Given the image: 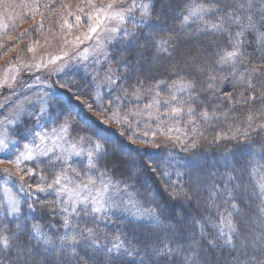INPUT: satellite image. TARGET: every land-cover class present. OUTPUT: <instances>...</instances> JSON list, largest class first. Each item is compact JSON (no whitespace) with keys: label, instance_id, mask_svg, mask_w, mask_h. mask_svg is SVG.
Segmentation results:
<instances>
[{"label":"trees","instance_id":"1","mask_svg":"<svg viewBox=\"0 0 264 264\" xmlns=\"http://www.w3.org/2000/svg\"><path fill=\"white\" fill-rule=\"evenodd\" d=\"M31 1L0 0L2 5L0 7V64H4L2 59L5 54H12L22 39L28 38L31 44L36 43L40 35L46 32L51 20L54 21L58 17L57 12L62 11L72 0H37V4L29 6ZM229 2H234V0H219L222 6ZM194 3L210 4L212 0H173L171 5L166 6L164 12L161 11V0L151 1L153 25L156 27L155 22L160 20L164 27V31L160 34L165 37L171 35L177 49L181 53H190V57L180 55L169 60H160L156 57L159 62H154L153 57L156 54L151 49V45L146 43L150 39L149 33L152 30L145 28L136 33L127 48L121 52L119 51L121 49L116 50L120 61L126 64L119 73L121 91L127 92L132 101L139 90L141 98L137 102L138 105L134 106L110 103L112 108L121 109L123 112L129 109L142 111L148 108L146 105L150 104L152 97L155 96V92H146L144 89L151 88L157 80L164 79L168 85L180 77L193 80L196 83L195 93L191 97L188 92L183 93L177 97L176 101H172L171 105L163 103L164 100L169 99L170 91L169 87L161 85V104L153 106L160 116L170 115L171 107L180 106L185 109L180 113L178 122L183 132L181 141L158 149H141L135 144L139 142L133 139L129 132L105 127L95 116L85 111L82 104L72 98L69 99L70 95L67 98L57 97L53 102L62 113L61 117L68 119V114H71L70 122L73 127L70 128L69 134L73 139H78V134L90 135L97 129L102 130L101 142L107 149V154L98 165L102 171L105 163L110 161L114 154L135 162L136 167L128 171L109 168L108 175L126 186L143 208L153 211L169 227L154 228L150 221H140L125 216L94 219L93 215H85L82 211L79 216L73 215L70 218L73 225H78L80 228L96 227L104 236L111 238L119 235L133 244L151 242L150 238L155 239L153 233L158 232L162 237L167 234V239L172 241L173 247L177 243L183 245L185 252L191 250L190 245H193L195 241H199L200 245L206 249V240L217 234V228L214 227L219 223L217 211L227 215L219 198L215 200L219 209L212 206L210 198L212 186L214 184L222 186L226 183V172L231 171L233 167L237 169L233 175L240 178L236 182H249L248 161L252 160L258 165L264 164V160L260 158L264 129L258 127L260 123H264V117L257 116L251 128L246 120L249 108L252 107L255 110L259 107L260 101L257 100L254 105L236 103L240 98L241 86L236 85L235 80L229 75L228 66L221 68L215 63L218 59V52L226 47L230 50L226 37L212 32H197L198 24L201 28L204 27L203 22L199 21L181 26L182 14H186L185 8ZM4 6L9 7L11 13L1 16V13L5 11ZM37 6L40 8L44 6L39 11L41 20L38 21L35 17L33 20L28 12ZM214 18L211 16L206 20L211 21ZM244 39L247 42L252 40V37L246 34ZM253 47L254 45L246 43L248 52H251ZM141 53H143V58H141ZM169 62L179 65L178 74L165 70V65ZM249 63H258V61L253 60ZM237 68L243 71L242 66L238 65ZM209 72L218 77L228 78L217 80L218 87L214 91L207 88ZM140 81H143V84L139 83ZM229 92L233 93L232 101L227 98L226 94ZM83 95L90 104L93 103L90 87L84 89ZM189 105L196 110L192 116H189L186 111ZM202 110H207L209 113L215 112L216 116L205 120L199 115ZM245 131L248 132L247 139L243 136ZM233 136L235 138H232ZM193 143L196 145L195 148L192 147ZM249 144L257 151L255 158L249 154ZM143 161L152 162L159 168V171L153 174L149 170H142L140 164ZM40 171L49 180H53L54 176L61 172V168L56 165L43 164ZM162 172H168L169 175L163 176ZM193 175L201 177L202 183L198 188L191 182ZM185 193H188L191 199H187ZM29 204L33 205L35 212L32 210L28 212ZM29 204L21 209V222L29 226L34 223L39 224L45 232L52 235L53 239L58 240V237L66 231L62 226V213L60 212L62 205L57 203L52 195L40 196ZM0 205H2V198H0ZM254 208L255 205H253V210ZM249 217L251 213L246 212L244 218ZM251 224L248 225L250 228L255 231L260 230L257 223ZM5 225L7 229L15 230V218L0 216V228ZM201 225L207 234L205 236L201 235ZM67 231L71 233L72 229L69 228ZM218 252L219 249H217ZM200 255L204 256L205 252L201 250ZM124 259L131 262L129 257ZM171 261L174 264H182L181 257L177 255H174Z\"/></svg>","mask_w":264,"mask_h":264},{"label":"snow or ice","instance_id":"2","mask_svg":"<svg viewBox=\"0 0 264 264\" xmlns=\"http://www.w3.org/2000/svg\"><path fill=\"white\" fill-rule=\"evenodd\" d=\"M116 2L117 0H112L111 3L107 4V8L112 9ZM172 3L173 0H161V11L164 12L166 6ZM136 7V0H132V3L126 9L114 14L107 13V17L110 19L116 17L120 21H124V13L130 14ZM139 7L141 9L140 22L148 24L153 16L152 7L150 4L144 3H141ZM98 11L103 12L104 9H99ZM185 13L182 14L180 21L182 27L199 21L203 22L204 27L201 28L198 24L197 32H212L226 37L230 50L226 47L221 52H218V59L215 63L221 68L228 66L229 75L235 80L236 85L241 86L242 90L239 91L240 98L236 103L254 105L257 100L260 101L259 107L255 108V110L250 107L246 116L248 126L251 128L252 122L257 116L264 117V0H234V2L225 3L223 6L219 3V0H212L210 4L194 3L191 6H187ZM210 14L215 17L212 21L205 19ZM145 17L148 19H145ZM100 22L98 16L97 26H99ZM155 23L156 27L149 33L150 39L146 42L151 45V49L156 54L153 57L154 62H159L156 57H159L160 60L174 59L180 55L190 57V53H181L177 49L171 35L165 37L160 34L164 31L160 20ZM117 30L115 28L112 29L113 32ZM89 31L95 32L96 27H90ZM246 34L251 35L252 40L246 42L244 39ZM127 35L128 31L125 30V36ZM246 43L254 45L251 52L247 51ZM141 58H143V53H141ZM253 60L258 61V63H249V61ZM238 65L243 67V71L238 70ZM165 70L178 74L179 65L169 62L165 65ZM227 78L218 77L209 72L207 75V88L215 91L218 87L216 81ZM109 80L111 81L112 77H109ZM139 83L143 84V81ZM161 85L169 87L170 91L169 99L163 101L165 105H171L172 101L177 100L174 94L176 91H187L191 97L196 89V83L184 77L173 81L171 85H168L164 79L157 80L151 88L144 89L146 92H155L152 102L146 107L151 108L154 105L161 104ZM245 93L248 94L245 95ZM125 95H127V92H125ZM226 95L229 101H232L233 93L229 92ZM135 98L137 100L141 98L139 90L135 93ZM76 99L79 100V97L77 96ZM46 104L47 102L45 101L39 109V114L36 116L37 123H39V117L43 116L47 111ZM89 109H91V105H89ZM184 110L180 106L171 107L170 114L179 115ZM24 111L23 105H18L13 119H8L7 122L14 123L20 119ZM186 111L189 116L194 115L196 112L190 105ZM199 115L208 120L210 117L216 116V113L202 110ZM112 119L116 123H120V118L115 112L112 113ZM70 121L71 114L69 113L68 119H65L60 125L59 131L67 133L73 127ZM0 123L4 122L0 121ZM258 127L264 129V123H260ZM56 131L57 129L54 128L53 133ZM28 132L29 135L33 136V144H35L36 139L43 143L45 134L42 131L28 130ZM243 136L247 139L248 132L245 131ZM94 137L96 138L94 139ZM102 137V130L99 129L93 131L90 135L78 134V141L90 145L91 150L86 153L83 148L75 150L77 144H72L73 152L66 156L55 157V161L59 162L62 171L54 176L50 184L38 183L36 185L37 192L51 190L59 197L62 192L67 190L61 183L63 179L67 178V168H63V166L68 165V167H71L70 161L73 155L82 158L86 157L87 172L85 174H89L92 170L99 172L102 186L95 189L98 193L97 196L91 199L89 197L80 198L79 196L80 189L91 190L90 186L94 187L96 184V181L89 175L87 183L80 182L75 189L71 190L75 193V200L57 201L63 205L71 204L70 207L63 206L60 209L62 226L66 231L58 237V240L53 239L52 235L45 232L39 224L34 223L29 226L26 223H22L20 220L19 201L17 199L9 200L6 207L0 205V216H11L16 220L15 230L7 229V225L0 228V264H174L171 261L174 255L181 257L182 264H264V164H255L252 160L248 161L249 182H236L240 178L233 175L237 171L233 167L231 171L226 172V183L222 186L215 184L212 186L210 190L212 206L219 209V205L215 203V200L219 198L227 215L217 211L219 223L214 225L217 228V234L206 240V249L200 245L199 241H195L193 245H190L191 250L185 252L183 245L177 243L173 247L172 241L167 239V234L162 237L158 232L153 233L155 239L150 238L151 242L133 244L126 238L122 239L119 235L111 238L104 236L96 227L86 226L80 228L78 225H73L70 218L73 215L79 216L81 211L85 215L91 214L94 219H97L98 217L95 214L106 213L113 207L118 208L119 205L116 204L109 194L111 177H108V182H105L104 178L108 176L109 168L128 171L130 168L136 167L134 161L126 160L114 154L113 158L105 163L104 170L100 171L98 165L107 154V149L101 142ZM232 138H235V136ZM15 143L16 141L9 136L6 128L0 131V154H2L0 155V165H12L15 168V173L19 175V179L22 182L21 191H23V184L26 183L25 176L31 178L34 169L30 167L21 168V165L25 161L36 160L37 156H46L48 153L47 150H41L39 144L35 145V149L30 147L29 144H25L24 151L17 150L15 154L10 155L9 146ZM192 147H196L195 143L192 144ZM248 150L249 154L255 158L257 151L251 144H249ZM260 158L264 160V142L261 143ZM37 162L40 163V161ZM140 168L149 170L153 174L159 171V168L150 161H143L140 164ZM72 171L77 176L80 175L76 169H72ZM0 173L3 174L4 184L7 185L13 177V172L8 167H2L0 168ZM161 175L168 176L169 173L162 172ZM40 181H46V177L41 175ZM191 182L198 188L201 186L202 180L199 175H193ZM29 187L31 186L29 185ZM112 187L119 191V182L112 185ZM185 196L187 199H191L188 193H185ZM128 202L132 203L131 200ZM78 205H83V207L79 208ZM253 205H255L254 210ZM28 207L33 212L36 211L32 204H29ZM246 212H250L251 217L255 219L251 217L244 218ZM143 215L145 213H141V216ZM146 215L154 228L169 227L161 221L158 215L150 211ZM133 216L135 217L136 214L133 213ZM249 223H257L260 230L255 231L250 228L248 226ZM69 228L72 229L71 233L67 231ZM201 235H207L203 225H201ZM217 249H219L218 253ZM201 250L205 252L204 256L200 255ZM125 257L131 258V262L124 259Z\"/></svg>","mask_w":264,"mask_h":264},{"label":"rangeland","instance_id":"3","mask_svg":"<svg viewBox=\"0 0 264 264\" xmlns=\"http://www.w3.org/2000/svg\"><path fill=\"white\" fill-rule=\"evenodd\" d=\"M151 1L136 0L137 7L130 14L125 12V20L120 21L116 17L108 18L107 13L114 14L123 11L132 3V0H117L112 9L107 8V4L112 0H91V2L90 0H72L62 11L57 12L58 17L54 21L51 20L46 32L40 35L41 37L36 43L31 44L28 38L22 39L12 54H5L2 59L4 64H0V121L4 122L0 123V131L6 128L9 136L16 141L15 144L9 146V154L13 155L17 150L24 151L25 144H29L33 149L36 144H39L40 149L47 150L48 154L37 156L36 160L25 161L21 165V168L34 169L31 178L25 176L26 183L23 184V191H21L22 182L19 175L15 173V168L12 165H0V168L8 167L13 172V177L7 185L4 184L3 174L0 173V198H2L3 206L6 207L7 202L15 198L19 201L21 213L23 206H27L44 195H52L56 201L75 200V193L71 190L75 189L80 182L87 183L89 175L96 181V184L94 187L90 186L91 190L80 189L79 196L91 199L98 195L95 189L102 186L99 172L92 170L89 174H85L87 172L86 157L75 155L71 158V167L63 166V168H67V178L63 179L61 183L67 189L66 191L62 192L59 197L51 190L36 191L38 183L50 184L52 182L46 176V181H40V176L43 175L40 171L41 165L60 166L59 162L55 161V157L66 156L73 152L72 144H77L75 150L83 148L85 153L91 150L90 145L73 139L69 134L70 129L67 133L59 131L65 118L61 117L62 113L53 104L57 97L67 98L70 95L72 100L82 104L85 111L95 116L105 127L129 132L132 138L139 142L135 144L141 149H158L181 141L183 132L178 123L180 114L160 116L154 107L145 108L142 111L124 109L126 111L123 112L121 109L112 108V104H110L138 105L139 99L135 98L136 100L131 101L129 94L125 95V92L121 91L119 73L126 64L120 61L116 49H121L120 52L123 51L132 42L136 33L143 29H154L152 20L148 24L140 22L141 9L139 5L141 3L151 5ZM37 2V0H32L29 6L37 4ZM3 8L5 11L1 13V16L11 13L9 7L4 6ZM41 8L37 6L28 11L33 20L34 17L36 21L41 20L39 16ZM99 9H104V11L99 12ZM98 16L101 21L99 26H97ZM211 16L210 14L205 19ZM78 17L79 19H77ZM145 19L148 18L145 17ZM90 27H96V31H89ZM113 28L118 30L113 32ZM125 30L128 31L127 36H125ZM109 77H112L111 81ZM86 87L92 89V104L83 95ZM186 92L176 91L174 94L178 97ZM77 96L79 100L76 99ZM45 101L47 102L45 105L47 111L39 117V123H37L36 116ZM18 105H23L24 113L14 123H8V119H13ZM89 105H91V109H89ZM114 112L118 114L120 123H116L112 119ZM163 118L165 121H161ZM54 128L57 129L55 133H53ZM28 130L42 131L45 134L43 143L36 139L33 144V136L29 135ZM60 168L62 171L61 166ZM72 169H76L80 175L77 176ZM100 171L102 170L100 169ZM108 177L110 176L104 178L105 182H108ZM116 183L117 181L111 178L109 194L119 207H113L110 211L98 213L95 216L101 220L114 216H125L140 221H149L146 213L150 210L143 208L122 183H119V191L112 187ZM129 200L132 203H129ZM59 204L62 207L71 206L70 203L68 205ZM78 207L82 208L83 205H78ZM27 210L29 213L31 212L29 207ZM150 212L153 213V211ZM133 213L136 214L135 217ZM141 213H145V215L141 216Z\"/></svg>","mask_w":264,"mask_h":264}]
</instances>
